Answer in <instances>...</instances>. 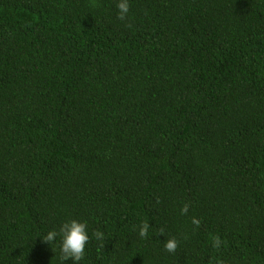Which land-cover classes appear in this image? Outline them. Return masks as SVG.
Wrapping results in <instances>:
<instances>
[{"label":"trees","instance_id":"1","mask_svg":"<svg viewBox=\"0 0 264 264\" xmlns=\"http://www.w3.org/2000/svg\"><path fill=\"white\" fill-rule=\"evenodd\" d=\"M117 3L0 0V264H264V0Z\"/></svg>","mask_w":264,"mask_h":264},{"label":"clouds","instance_id":"2","mask_svg":"<svg viewBox=\"0 0 264 264\" xmlns=\"http://www.w3.org/2000/svg\"><path fill=\"white\" fill-rule=\"evenodd\" d=\"M116 7L118 9L117 18L123 20L129 11V0H118ZM187 211L188 206L184 205L181 208V213H186ZM149 227L148 223H142L138 229L139 235L141 237L147 236ZM93 235L97 240L104 239V233L99 230L95 231ZM57 237H59L60 260H71L72 264H80L85 255V246L90 238L86 221L75 218L67 219L58 228L49 229L42 241L51 245L57 242ZM177 244L175 237H171L164 241L163 247L167 252L172 253L176 251Z\"/></svg>","mask_w":264,"mask_h":264}]
</instances>
